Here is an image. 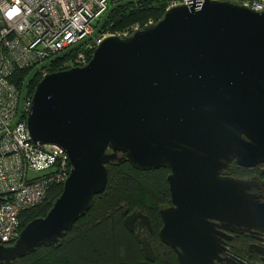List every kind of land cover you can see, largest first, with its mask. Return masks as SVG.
I'll return each instance as SVG.
<instances>
[{
	"label": "water",
	"instance_id": "water-1",
	"mask_svg": "<svg viewBox=\"0 0 264 264\" xmlns=\"http://www.w3.org/2000/svg\"><path fill=\"white\" fill-rule=\"evenodd\" d=\"M25 122L33 143L67 154L70 171L46 215L0 244V263L56 246L104 191L106 164L127 160L169 169L158 235L178 264H247L222 256L224 243L264 231V182L221 171L264 162L263 11L227 0L177 4L130 35H105L85 65L42 76ZM135 222L153 261L149 218L124 219L129 231Z\"/></svg>",
	"mask_w": 264,
	"mask_h": 264
},
{
	"label": "built area",
	"instance_id": "built-area-1",
	"mask_svg": "<svg viewBox=\"0 0 264 264\" xmlns=\"http://www.w3.org/2000/svg\"><path fill=\"white\" fill-rule=\"evenodd\" d=\"M119 1L0 0V244L17 239L23 211L41 204L49 189L62 185L70 171L64 151L29 138L18 110H28L30 101L20 99L11 84V71L32 67L41 76L49 73L50 60L92 37L93 24ZM203 1L167 0V7ZM227 1L264 12V0ZM103 36L95 37V47ZM86 63L83 51L69 62Z\"/></svg>",
	"mask_w": 264,
	"mask_h": 264
},
{
	"label": "trees",
	"instance_id": "trees-1",
	"mask_svg": "<svg viewBox=\"0 0 264 264\" xmlns=\"http://www.w3.org/2000/svg\"><path fill=\"white\" fill-rule=\"evenodd\" d=\"M167 5V0H122L112 4L93 24L92 37L56 57L50 63L49 71L74 67L69 62L79 51L85 53L88 62L95 49L96 36L130 35L148 22L159 20ZM132 25L136 27L131 29ZM11 74L10 80L19 87L23 102L30 101L42 76L32 67H22L11 71ZM18 113V117L24 119L27 110L20 109ZM106 167L108 179L104 191L94 195L91 208L74 222L59 243L36 247L10 264H178L174 250L162 243L158 235L162 225L159 210L171 204L166 180L169 169L142 170L127 160L111 161ZM237 172L238 168L233 164L222 170L223 175L230 177L238 176ZM61 191V184L53 186L41 204L23 211L20 230L28 221L45 216ZM133 211L149 218L150 230H145V233L153 249V261L146 260L143 255L137 228L129 231L124 225L125 217ZM242 238L233 234L224 245L245 256V240Z\"/></svg>",
	"mask_w": 264,
	"mask_h": 264
},
{
	"label": "flooded vegetation",
	"instance_id": "flooded-vegetation-1",
	"mask_svg": "<svg viewBox=\"0 0 264 264\" xmlns=\"http://www.w3.org/2000/svg\"><path fill=\"white\" fill-rule=\"evenodd\" d=\"M231 164L238 168L239 172H237L238 176H236V178H240L243 180H252L258 183L264 182V162L258 163L252 167L240 166L233 161H230L228 163V166ZM136 228H138L137 222H135V229ZM141 228H143V226H141ZM238 235H241L243 237L242 240H245L243 244L246 250V255L244 256V254L239 253L237 250H232L230 247H228V245H224V252L222 253V256H226L236 261L240 260L247 264L263 263L264 255H259L256 251H264V231L261 232L252 230L250 232H243V234L240 233ZM251 257L253 258V260H250Z\"/></svg>",
	"mask_w": 264,
	"mask_h": 264
},
{
	"label": "rangeland",
	"instance_id": "rangeland-1",
	"mask_svg": "<svg viewBox=\"0 0 264 264\" xmlns=\"http://www.w3.org/2000/svg\"><path fill=\"white\" fill-rule=\"evenodd\" d=\"M169 7V6H168ZM136 27V25H132V26H130V28L132 29V28H135ZM128 29V28H127ZM123 34H126V33H123ZM122 34V35H123ZM97 46V45H96ZM54 59H56V57L55 58H52L51 60H50V63L52 64L53 63V61H54ZM80 66V65H79ZM81 66H83V65H81ZM70 68V67H69ZM68 69V68H67ZM64 70V69H63ZM58 71H60V70H58ZM15 72V71H14ZM55 72V71H54ZM49 73H50V71H49ZM11 77H13L12 75H11ZM12 84V86H15V90L21 95L22 93H21V91H20V89H19V87L15 84V82H13V83H11ZM27 101V100H26ZM25 101V102H26ZM22 105V101H20V106ZM25 118H26V116H25ZM221 174H222V171H221ZM223 175V174H222ZM227 176V175H226ZM53 187V186H52ZM51 187V188H52ZM50 188V189H51ZM49 189V190H50Z\"/></svg>",
	"mask_w": 264,
	"mask_h": 264
},
{
	"label": "bare ground",
	"instance_id": "bare-ground-1",
	"mask_svg": "<svg viewBox=\"0 0 264 264\" xmlns=\"http://www.w3.org/2000/svg\"><path fill=\"white\" fill-rule=\"evenodd\" d=\"M151 23H152V22H148L146 25L151 24ZM121 36H127V35L124 34V35H121ZM86 60H87V59H86ZM88 61H89V60H88ZM20 99H22V96H20ZM259 163H262V162H259ZM256 164H258V163H256ZM256 164H255V165H256ZM143 255H144V254H143Z\"/></svg>",
	"mask_w": 264,
	"mask_h": 264
}]
</instances>
